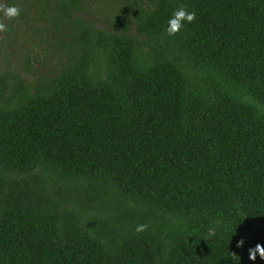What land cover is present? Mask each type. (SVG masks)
<instances>
[{"label":"trees","instance_id":"1","mask_svg":"<svg viewBox=\"0 0 264 264\" xmlns=\"http://www.w3.org/2000/svg\"><path fill=\"white\" fill-rule=\"evenodd\" d=\"M0 3V264H264V0Z\"/></svg>","mask_w":264,"mask_h":264},{"label":"clouds","instance_id":"2","mask_svg":"<svg viewBox=\"0 0 264 264\" xmlns=\"http://www.w3.org/2000/svg\"><path fill=\"white\" fill-rule=\"evenodd\" d=\"M20 8L16 6H9L4 3H0V33L8 31L7 25L4 21L13 20L20 15ZM196 19V13L194 11H189L183 5L177 8L167 21V27L165 32L168 36L174 37L178 32H180L186 24H191ZM148 228L147 224L138 225L135 229L136 232H143ZM244 240H238L236 247H242ZM236 254L233 253V256ZM259 255L261 260H264V246L257 243L253 248L248 249V259L250 261H255Z\"/></svg>","mask_w":264,"mask_h":264},{"label":"rangeland","instance_id":"3","mask_svg":"<svg viewBox=\"0 0 264 264\" xmlns=\"http://www.w3.org/2000/svg\"><path fill=\"white\" fill-rule=\"evenodd\" d=\"M46 61H48V60L46 59L45 62H46ZM45 64H46V63H45ZM45 67H46V65H44V66H43V65H40V66H39V69L45 70ZM39 69H38L37 71H33L31 74L27 73V78L30 79L31 77L40 74Z\"/></svg>","mask_w":264,"mask_h":264}]
</instances>
